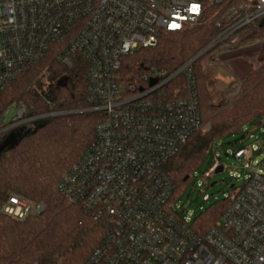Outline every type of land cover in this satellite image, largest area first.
<instances>
[{
  "label": "built area",
  "instance_id": "built-area-1",
  "mask_svg": "<svg viewBox=\"0 0 264 264\" xmlns=\"http://www.w3.org/2000/svg\"><path fill=\"white\" fill-rule=\"evenodd\" d=\"M208 6L216 15L211 42L169 77L157 72L148 77L157 84L130 92L121 79L123 58L155 46L164 32L184 31ZM263 20L264 0H0V93L49 54L66 67L88 66V109L102 118L95 140L58 186L69 199L80 198L105 228L83 264H264L262 169L234 188L229 207L202 234L194 217L181 214L175 182L163 168L195 131L209 128L193 89L197 58L207 55L212 63L215 50L240 45L239 31L264 29ZM182 74L187 96L167 99L163 86ZM26 110L14 102L0 132L35 120ZM259 150L252 144L233 154L249 167ZM221 164L215 158L204 175ZM43 208L17 195L2 204L18 219Z\"/></svg>",
  "mask_w": 264,
  "mask_h": 264
},
{
  "label": "trees",
  "instance_id": "trees-1",
  "mask_svg": "<svg viewBox=\"0 0 264 264\" xmlns=\"http://www.w3.org/2000/svg\"><path fill=\"white\" fill-rule=\"evenodd\" d=\"M215 17V8L208 6L205 15L184 31L164 32L155 46L124 57L120 74L128 90L146 89L152 74L169 77L198 55L217 34ZM256 31L248 27L239 34L245 41ZM206 56L193 64V89L209 128L195 131L163 167L175 182L176 199L191 184L192 173L216 141L264 120V59L241 80L239 93L230 97L221 82L209 77ZM87 72L83 62L66 67L49 54L0 93V121L14 102L27 106V117H36L0 132V146L10 140L0 153V202L17 195L44 205L40 213L25 219L0 210V264H83L104 238L102 220L80 198L69 199L58 188L95 140L102 118L101 112L88 109ZM163 91L167 99L186 97L187 80L179 75ZM4 127L0 122V130ZM231 196L216 200L196 215L195 229L202 234L209 231L229 207Z\"/></svg>",
  "mask_w": 264,
  "mask_h": 264
},
{
  "label": "rangeland",
  "instance_id": "rangeland-1",
  "mask_svg": "<svg viewBox=\"0 0 264 264\" xmlns=\"http://www.w3.org/2000/svg\"><path fill=\"white\" fill-rule=\"evenodd\" d=\"M263 42L264 29H260L235 48L215 50V60L207 66L209 77L221 82L227 89L228 96L238 94L242 78L262 64ZM239 59L242 61L237 64L236 60ZM252 144L257 145L260 150L252 154L250 166L247 167V161L236 158L233 153L239 147H250ZM215 158L221 160L222 171L206 177L204 174L213 165ZM252 169H262L264 172V120L259 126L247 125L241 132L213 144L201 167L192 173L191 184L180 195L177 206H180L181 214L192 220L216 200L231 195L232 185L242 186Z\"/></svg>",
  "mask_w": 264,
  "mask_h": 264
},
{
  "label": "water",
  "instance_id": "water-1",
  "mask_svg": "<svg viewBox=\"0 0 264 264\" xmlns=\"http://www.w3.org/2000/svg\"><path fill=\"white\" fill-rule=\"evenodd\" d=\"M261 26H264V20L262 21V23H261ZM198 59V58H197ZM157 82H158V79L157 78H151L150 79V82H149V85L152 87V86H154L155 84H157ZM76 112V111H75ZM70 113H72V112H70ZM10 144V140L9 139H7V140H5L4 141V143L0 146V153L8 146ZM220 171H222V168L221 167H219L218 169H217V172H220ZM213 185V184H212ZM231 188H234V185H232L231 186Z\"/></svg>",
  "mask_w": 264,
  "mask_h": 264
},
{
  "label": "crops",
  "instance_id": "crops-1",
  "mask_svg": "<svg viewBox=\"0 0 264 264\" xmlns=\"http://www.w3.org/2000/svg\"><path fill=\"white\" fill-rule=\"evenodd\" d=\"M233 61H234V60H233ZM236 61H237V64H238V62H239V61H242V60L239 59V60H236ZM237 64H236V65H237ZM235 73H236V72H235V70H234V74H235ZM235 75H236V74H235ZM242 79H243V78H242Z\"/></svg>",
  "mask_w": 264,
  "mask_h": 264
}]
</instances>
